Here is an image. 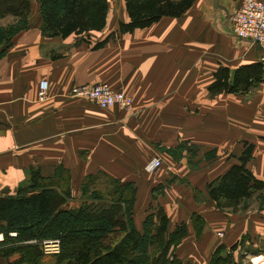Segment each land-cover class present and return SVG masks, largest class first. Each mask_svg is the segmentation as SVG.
I'll list each match as a JSON object with an SVG mask.
<instances>
[{
    "label": "crops",
    "instance_id": "0c3cea01",
    "mask_svg": "<svg viewBox=\"0 0 264 264\" xmlns=\"http://www.w3.org/2000/svg\"><path fill=\"white\" fill-rule=\"evenodd\" d=\"M231 1L234 12L240 0ZM113 3L120 19L107 14L103 30L65 39L43 33L36 0L25 28L14 16L0 18V29L19 26L8 47L0 44V197L14 196L36 171L55 188L67 181V208H74L83 180L103 174L135 188L137 229L158 208L168 233L185 227L175 248L182 264H209L221 245H238L236 257L243 250L250 263L264 262V190L236 206L207 193L209 183L240 164L249 145L245 167L264 182V82L245 95L209 96L218 68L214 38L224 40L218 47H233L229 69L264 63V51H248L250 42L227 34L230 26L216 28L205 0L179 18L126 34L119 32L128 21L124 0ZM43 79L49 93L40 103ZM98 83L128 95L131 109H100L69 95L75 86ZM153 159L161 165L149 171Z\"/></svg>",
    "mask_w": 264,
    "mask_h": 264
},
{
    "label": "trees",
    "instance_id": "16d2710c",
    "mask_svg": "<svg viewBox=\"0 0 264 264\" xmlns=\"http://www.w3.org/2000/svg\"><path fill=\"white\" fill-rule=\"evenodd\" d=\"M16 1V9L0 11V18L14 16L21 22L19 26L25 28L31 0ZM38 1L42 31L47 36L65 39L72 34L101 31L105 27L107 0ZM193 3L194 0H124L128 21L119 23V32L126 34L145 29L165 17L179 18ZM19 26L1 28L0 44L8 47ZM105 42L97 43L94 48H100ZM263 82L264 63L241 65L235 70L220 66L214 72V80L207 91L210 95H245ZM251 150L249 145L239 158L240 164L231 166L207 185L211 200L219 203L224 199L236 206L264 190V182L257 180L245 167ZM102 178L107 180V184L99 185L97 189ZM57 183L58 188H55L53 183L44 182L38 172L31 171L28 183L21 186L14 196L0 197V233L4 235V241L58 239L61 245L59 254L67 264H182L170 248L180 243L185 236V227L182 225L167 233V216L158 208L145 218L141 230L137 229L131 217L135 202L132 184H121L103 174L88 176L80 187V204L67 208L72 199L70 190L66 188L67 181ZM10 232H16L17 237L9 238ZM114 233L121 234L120 240L113 246L103 245L105 238ZM30 246L19 247L17 252L22 253V258H33L34 254L37 258V251H27ZM150 247L156 249L152 255L147 251ZM238 248V245L228 249L218 246L209 264H229ZM14 252L4 250L3 256L8 257ZM39 252L43 255L40 247Z\"/></svg>",
    "mask_w": 264,
    "mask_h": 264
},
{
    "label": "built area",
    "instance_id": "2783aa9c",
    "mask_svg": "<svg viewBox=\"0 0 264 264\" xmlns=\"http://www.w3.org/2000/svg\"><path fill=\"white\" fill-rule=\"evenodd\" d=\"M232 32L238 39L247 40L250 44L264 51V0H240L231 17ZM49 83L43 79L37 88V101L42 103L47 100ZM70 95L92 101L100 109L119 106L125 111L132 107V99L121 91L113 90L108 84L82 85L71 88ZM158 159L148 165L149 171L160 167ZM15 236V233H9ZM4 235L0 233V243ZM40 249L45 256H56L61 251L58 239H47L40 243Z\"/></svg>",
    "mask_w": 264,
    "mask_h": 264
},
{
    "label": "rangeland",
    "instance_id": "374dc122",
    "mask_svg": "<svg viewBox=\"0 0 264 264\" xmlns=\"http://www.w3.org/2000/svg\"><path fill=\"white\" fill-rule=\"evenodd\" d=\"M36 2L39 5L38 10L41 12V5L39 4V1L36 0ZM107 2H108V13H107L108 17H110V19H112V20L120 19V15H121L120 9L121 8L120 7H115V4L113 3V0H107ZM198 2H199V0H194L193 5L196 8L198 7ZM16 4H18V2L16 0H0V11H13V10L16 9V6H15ZM120 6L123 8L124 4H123V6L122 5H120ZM32 10L33 9L31 7V1H30L29 13H31ZM217 39L214 38V43H213L214 44V63H215V66L218 65V67H220V66H230L231 67L235 63V60H233L232 57H231V56H233L232 55V52L234 51L233 47L230 45V43L226 44L225 47H218L217 44L220 43V45L222 46L223 45L222 41H224V40L220 41L218 39L219 41H217ZM199 42H200V40H199ZM224 48L229 49L230 51L222 53L221 49L223 50ZM247 50L251 51V52L259 51L252 44H251V46H249V48ZM259 52H261V51H259ZM262 56L264 57V53H262ZM243 59H245V61L249 60V58L247 56H246V58H243ZM231 60H233V61H231ZM230 70H234V69H230ZM98 84H100V83H98ZM254 88H252L250 90V92H253ZM218 95H220V94H217V95H210L209 94V96H212V97H215V96H218ZM221 95H222L223 98L225 97V93H221ZM238 95H241V94H235V96H238ZM248 96H246V98H247L246 101H248V99H249ZM72 97H74V96H72ZM106 184H107V180L105 178H102L100 180V182L97 184V189L100 188L99 185L103 186V185H106ZM261 197L264 200V196H261ZM75 201H78L75 205H79L80 204V200L78 198L75 199ZM140 230H141V228H140ZM10 233H15V236H10L8 234L9 238L15 239L17 237L16 236L17 235L16 232H10ZM167 233H168V229H167ZM120 238H121V234H118V233L110 234L103 241V243H104L103 245L113 246L114 244H116L120 240ZM47 239H49V238H47ZM47 239L31 240V241H28V242L27 241H25V242L23 241L22 242V241H19V240L16 239V240H13V241H7L6 240V241L1 242L0 243V264H67V262L62 259L61 254L56 255V256L41 255V253L39 252L40 243L42 241H44V240H47ZM23 245H32V246H30L27 249V251L35 250V251H33L34 253H36V251H37V258H36V254H34L33 258H27V259L26 258H22V255H21L22 253L21 252L18 253L17 250H19V247L23 246ZM176 247H171L170 248V252L175 253V248ZM11 249H13L15 252L14 253H10L8 255V257L7 256H3V251L4 250L6 252H10V251H13ZM155 250L156 249L154 247H150V248L147 249V251H148V253L150 255L154 254ZM242 252H244V251L243 250L239 251L237 257L234 255V258H232L230 260L229 264H236V263H242V264H252V263L253 264H264V262H258V260H256V259H255V263H254V261H253L254 258L252 259V263H250V261L248 260V256L245 253H242ZM255 258H257V257H255ZM12 261H14V262H12ZM29 262H34V263H29Z\"/></svg>",
    "mask_w": 264,
    "mask_h": 264
},
{
    "label": "water",
    "instance_id": "95a60500",
    "mask_svg": "<svg viewBox=\"0 0 264 264\" xmlns=\"http://www.w3.org/2000/svg\"><path fill=\"white\" fill-rule=\"evenodd\" d=\"M116 3L121 2V0H114ZM206 4H209V8H210V13L212 12V18L213 19V24L216 28L217 24L221 25L222 28L224 29H228V27L230 26V30L228 31L227 34L231 35L233 38H237L235 36V34L232 32V28H231V17H232V10L230 8H228V3H233L231 0H205ZM232 5V4H231ZM216 14H219L220 17L215 16ZM218 18V19H217ZM219 18L222 19V22H218ZM224 21V24H223ZM238 39V38H237ZM242 41H247V40H243L240 39Z\"/></svg>",
    "mask_w": 264,
    "mask_h": 264
},
{
    "label": "bare ground",
    "instance_id": "6f19581e",
    "mask_svg": "<svg viewBox=\"0 0 264 264\" xmlns=\"http://www.w3.org/2000/svg\"><path fill=\"white\" fill-rule=\"evenodd\" d=\"M258 258H260V257H258ZM258 258H256V259H258ZM254 263H255V260H254Z\"/></svg>",
    "mask_w": 264,
    "mask_h": 264
}]
</instances>
